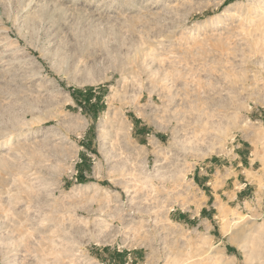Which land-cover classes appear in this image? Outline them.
I'll return each mask as SVG.
<instances>
[{"label": "rangeland", "instance_id": "1", "mask_svg": "<svg viewBox=\"0 0 264 264\" xmlns=\"http://www.w3.org/2000/svg\"><path fill=\"white\" fill-rule=\"evenodd\" d=\"M0 264H264V0H0Z\"/></svg>", "mask_w": 264, "mask_h": 264}, {"label": "bare ground", "instance_id": "2", "mask_svg": "<svg viewBox=\"0 0 264 264\" xmlns=\"http://www.w3.org/2000/svg\"><path fill=\"white\" fill-rule=\"evenodd\" d=\"M7 141V143L9 142V140H6ZM177 261V260H176Z\"/></svg>", "mask_w": 264, "mask_h": 264}]
</instances>
